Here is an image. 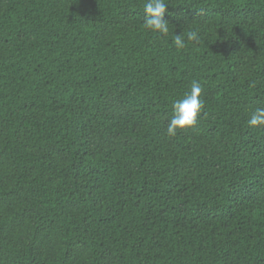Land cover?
Masks as SVG:
<instances>
[{
	"label": "trees",
	"instance_id": "16d2710c",
	"mask_svg": "<svg viewBox=\"0 0 264 264\" xmlns=\"http://www.w3.org/2000/svg\"><path fill=\"white\" fill-rule=\"evenodd\" d=\"M165 2L0 0V264H264V0Z\"/></svg>",
	"mask_w": 264,
	"mask_h": 264
},
{
	"label": "clouds",
	"instance_id": "9594fccd",
	"mask_svg": "<svg viewBox=\"0 0 264 264\" xmlns=\"http://www.w3.org/2000/svg\"><path fill=\"white\" fill-rule=\"evenodd\" d=\"M168 3L165 0H145L143 4V26L160 35H167L169 33V22L165 19V14L168 12ZM186 38L191 42L199 41V33L195 30H188ZM177 50L186 47L185 33L176 32L172 41ZM203 88L199 81L193 80L191 82L190 90L176 99L172 104V113L167 121V134L175 136L179 129H186L194 126L197 123L198 116L204 108L202 100ZM250 127L264 126V106L256 107L247 120Z\"/></svg>",
	"mask_w": 264,
	"mask_h": 264
}]
</instances>
